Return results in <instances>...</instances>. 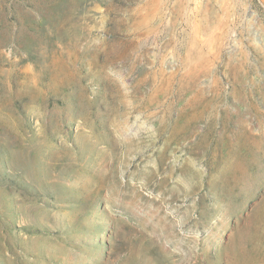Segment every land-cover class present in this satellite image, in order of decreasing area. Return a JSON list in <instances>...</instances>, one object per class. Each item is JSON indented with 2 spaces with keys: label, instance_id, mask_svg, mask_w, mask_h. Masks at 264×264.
<instances>
[{
  "label": "rangeland",
  "instance_id": "rangeland-1",
  "mask_svg": "<svg viewBox=\"0 0 264 264\" xmlns=\"http://www.w3.org/2000/svg\"><path fill=\"white\" fill-rule=\"evenodd\" d=\"M0 264H264V0H0Z\"/></svg>",
  "mask_w": 264,
  "mask_h": 264
}]
</instances>
